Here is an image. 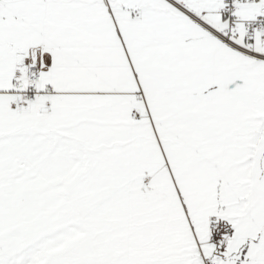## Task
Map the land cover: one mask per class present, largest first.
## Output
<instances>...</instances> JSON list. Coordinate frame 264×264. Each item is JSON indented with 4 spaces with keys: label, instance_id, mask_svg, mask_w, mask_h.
<instances>
[{
    "label": "snow or ice",
    "instance_id": "1",
    "mask_svg": "<svg viewBox=\"0 0 264 264\" xmlns=\"http://www.w3.org/2000/svg\"><path fill=\"white\" fill-rule=\"evenodd\" d=\"M0 264H264V0H0Z\"/></svg>",
    "mask_w": 264,
    "mask_h": 264
}]
</instances>
